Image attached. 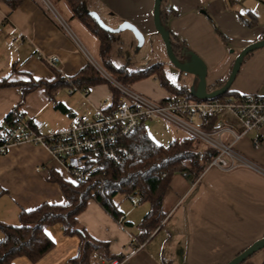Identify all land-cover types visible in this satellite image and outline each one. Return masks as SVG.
Returning a JSON list of instances; mask_svg holds the SVG:
<instances>
[{
  "label": "crops",
  "instance_id": "0c3cea01",
  "mask_svg": "<svg viewBox=\"0 0 264 264\" xmlns=\"http://www.w3.org/2000/svg\"><path fill=\"white\" fill-rule=\"evenodd\" d=\"M99 1L105 10H109V17L116 21L112 24L114 27L126 20L147 36L158 33L154 24L155 0ZM163 10L168 13L167 27L182 46L185 61L196 54L205 64L209 92L220 89L215 86L218 81L228 80L234 60L242 49L264 39V0H167ZM75 38L70 27L68 31L53 17L44 0H25L16 9L0 0V78L51 80L57 71L64 80H71L89 63L81 43ZM46 58H58L57 65H50ZM13 68L17 71L11 74ZM171 75L177 78L179 74L172 72ZM155 83V91L142 82L136 87L156 99L170 94ZM73 86L79 87L76 84L64 86L51 94L45 86L38 87L25 97L21 105V86L1 87L0 124L6 122L8 115L17 108L30 118L39 133L68 127L77 112L71 110L68 102L60 96L64 91L61 89L65 88L72 94L69 90ZM95 87L90 88L88 95L95 100L90 102L91 113L105 99L113 98L110 85L108 96L102 91L104 86L98 84ZM230 92L227 95L233 97L250 93L264 96V46L244 60ZM58 103L66 110L57 107ZM59 109L69 117L62 116ZM257 137L260 138L259 145L254 144ZM230 140L231 136L226 137V141ZM234 148L264 171V126L242 137ZM52 172L65 180L70 179L63 166L43 146L19 144L11 147L7 154L0 155V221L18 224L22 209L30 210L43 202L65 203L60 184L50 178ZM180 209V216L184 219V241L178 242L180 236L175 225L179 237L169 249L168 254L175 261L172 263L227 264L264 238V173L245 166L229 170L211 168L194 183L187 179L180 196L168 211L165 224L145 241H140L137 234L149 206L148 210L144 209V214L142 211L136 213L132 208L121 209L124 214L117 220L92 198L78 216V221L91 237L108 242L109 252L114 256H120L132 236L138 243H144V247L130 258V264H168L162 256L165 251L163 239L156 237ZM46 233L55 243L46 255L36 262L27 257H16L12 264H71V258L78 254L80 237L65 234L60 223L46 227ZM3 237L0 229V241ZM102 252V249L97 252L94 264L106 261ZM263 262L264 248L240 264Z\"/></svg>",
  "mask_w": 264,
  "mask_h": 264
},
{
  "label": "trees",
  "instance_id": "16d2710c",
  "mask_svg": "<svg viewBox=\"0 0 264 264\" xmlns=\"http://www.w3.org/2000/svg\"><path fill=\"white\" fill-rule=\"evenodd\" d=\"M2 1L12 9H16L25 0ZM63 1L69 7L72 16L78 18L91 33L98 37L100 54L105 56L110 50L113 33L101 28L87 14L85 10L87 0ZM166 2L167 0H163L160 7V22L170 34L173 50L179 58L182 55V46L167 27L168 13L163 10V5ZM248 25L252 24L248 23ZM107 64L111 68V74L127 85L140 81L149 75H154L171 94L184 95L185 92H189L186 87L176 86L169 80L163 63H156L138 70L113 67L109 62ZM16 71L17 69L13 68L11 74ZM55 73V77L51 80L34 79L33 77L28 80H12L10 76L3 77L0 78V88L21 86V105L25 97L38 87L45 86L51 94L60 87L73 84L90 88L103 82L107 83L106 79L90 63H87L69 81L64 80L57 71ZM226 82L227 80L218 81L215 86L221 88ZM110 87L114 93V99H117L119 93L112 85ZM230 93L229 88L221 95L225 96ZM189 97L196 98L195 94L192 93L189 94ZM56 106L66 110L60 103ZM17 112L16 108L8 115L6 121H10ZM217 120L218 117H214L211 122L203 123L202 127L213 129ZM128 140L134 151L133 156L120 165L110 161H102L104 170L88 181L65 180L52 172L50 178L60 184L66 198L65 203L43 202L30 210L22 209L18 215V224H5L0 221V229L4 234L0 241V264H12V261L20 256L27 257L32 262L41 259L55 245L53 239L46 233V227L57 223L63 225L65 234L80 237L78 254L71 258V264H94L100 249L103 250L101 255L106 260L117 257L110 254L108 242L94 239L80 225L78 216L86 209L88 201L95 198L112 217L119 220L124 213L115 200L116 196L124 195L127 198L132 194L141 196L143 202L149 203V210L139 223L140 231L137 236L140 241H145L149 239L153 231L165 224L164 220L168 212L164 210L163 201L164 196L172 186L174 176L177 173L184 174L194 183L203 173L206 163L216 152H212L210 147L194 136L177 138L166 145L158 144L146 135L142 126ZM200 149L206 151L207 158L204 161L198 159L197 153Z\"/></svg>",
  "mask_w": 264,
  "mask_h": 264
},
{
  "label": "built area",
  "instance_id": "2783aa9c",
  "mask_svg": "<svg viewBox=\"0 0 264 264\" xmlns=\"http://www.w3.org/2000/svg\"><path fill=\"white\" fill-rule=\"evenodd\" d=\"M46 5L69 31L65 20L48 0ZM71 33V32H70ZM84 51V49H83ZM88 62L112 85L119 97L105 99L93 113H75L68 127L42 134L37 132L28 116L18 111L10 121L0 124V155L19 144H34L45 147L51 157L59 162L74 182H85L96 177L104 170L102 161L120 165L133 156L129 138L147 119H164L179 126L198 138L215 152L206 163L203 172L218 168L229 170L245 166L258 172L264 171L235 150L234 145L253 130L264 126V96L257 93L240 96L218 95L205 99L186 95L169 94L161 99H153L134 90L116 79L99 62L84 51ZM47 63L56 66L58 58H46ZM154 80L163 87L158 77ZM164 88V87H163ZM80 92L83 96L90 93L89 87L73 86L69 92ZM218 117L215 128L204 129L203 123ZM231 140L226 141V137ZM260 138L254 144L259 145ZM198 159L207 158L206 151H198ZM129 201L133 207L143 202L139 195L132 194ZM144 247L132 236L123 246L120 256L106 260L103 264H130V258Z\"/></svg>",
  "mask_w": 264,
  "mask_h": 264
},
{
  "label": "rangeland",
  "instance_id": "374dc122",
  "mask_svg": "<svg viewBox=\"0 0 264 264\" xmlns=\"http://www.w3.org/2000/svg\"><path fill=\"white\" fill-rule=\"evenodd\" d=\"M48 1L52 4L55 10L65 20L66 24L73 31L76 37L75 39H77V42L81 43V48L84 49V51L87 50V53L91 54L99 62V64L103 68H105V70H107L110 74L112 72L107 62H109L110 65L113 67H126L130 70L144 69L156 63H163L165 72L167 73L169 80L176 86H184L188 89L189 92H185L184 95L189 96L190 93H196L199 84L197 76L185 73L179 70L176 66L171 63L168 57L166 45L159 33L155 32L153 35L148 36L144 34L145 42L142 47L137 49V37L131 30L126 29L115 32L112 34L111 47L109 52L105 56H101L99 50V39L94 34H92L78 18H74L72 16V13L67 4L63 0ZM86 2V6L89 10L95 11L106 25L114 27L112 24H114L116 21L109 17V15L107 14V12L109 13V10H105L99 0H87ZM51 13L53 14V17L58 20V18L54 15L52 11ZM58 22L61 24L59 20ZM185 59L186 57H184V55H180L179 60L185 61ZM172 72H177L179 74L178 77L175 78L173 75H171ZM120 82L124 83L121 80ZM138 82L146 84L145 86H148L150 90L155 91L156 83L154 81V75H149L148 77L137 81L131 84L130 86L134 90L145 94L153 99H156L155 97H152V95L146 92L144 93L142 91H139L136 87V84ZM100 85L104 86V89L102 91L105 92L104 95L108 96V83L103 82ZM67 89H61L64 91H62L60 99L68 102L67 104L71 106V110H74L77 113H91L92 109L90 107V102L92 103L95 100L91 96H87L88 98H85L78 91L74 92L73 94H69ZM59 112L66 119L69 117L68 114H63L60 109ZM66 125L69 124L67 123ZM142 128L146 135L158 144L166 145L174 139L182 138L184 136H190V133L187 130L176 126L164 119H147L143 122ZM175 177V184H173L172 188L168 190L163 201V207L166 212L170 211L171 207L177 201L182 189H184V183L187 182L188 179L184 174L181 173H177ZM115 200L119 204V207L121 209L126 210L127 208H132L136 210V213H141L142 211L144 214V209L148 210L149 206L148 202H142L139 205L133 207L129 201V198L125 197L124 195L116 196ZM180 211L181 209L178 210L171 217L170 221H168V223L162 228L161 232L156 237V239L159 237L163 239L162 245L165 247V251L163 252L162 256L166 258L168 264H173L172 262L174 261L168 254L171 246L175 243L176 240H178L179 236L180 241L178 242L181 243L184 241V234L182 230L184 228V219L180 216ZM171 214L172 213H170V215ZM175 225H177L176 229L179 231L178 237L174 228ZM168 259H172V261L170 262L168 261Z\"/></svg>",
  "mask_w": 264,
  "mask_h": 264
},
{
  "label": "water",
  "instance_id": "95a60500",
  "mask_svg": "<svg viewBox=\"0 0 264 264\" xmlns=\"http://www.w3.org/2000/svg\"><path fill=\"white\" fill-rule=\"evenodd\" d=\"M163 0H155V5H154V24L156 31L161 35L166 48H167V53L168 57L171 61V63L176 66L179 70L188 73V74H193L198 76L199 78V84H198V89L195 93L196 98L198 99H205L209 97H214L223 94L226 92L232 82L234 81L236 75L240 71V68L244 62L245 57L250 53L256 50L257 48H260L264 46V39L258 40L256 42H253L246 46L244 49H242L239 54L236 56L234 60V64L230 73V76L226 82V84L213 92L208 91L207 87V82H206V77H207V69L203 61L196 55L192 54L191 55V60L189 61H181L177 57L176 53L173 50L172 46V41H171V36L166 30V28L161 24L160 22V7L162 4ZM85 10L87 14H89L95 21L98 23V25L103 28L104 30H107L111 33H115L118 31L122 30H131L134 35L137 37L138 40V45L137 49L142 47V45L145 42V36L144 33L132 22L124 20L121 24H119L116 27H110L104 23V21L100 18V16L92 10H89L87 6L85 5ZM264 248V238L256 241L254 244H252L250 247L246 248L244 251H242L240 254L235 256L230 262L227 264H240L243 262L246 258H248L251 254L254 252Z\"/></svg>",
  "mask_w": 264,
  "mask_h": 264
}]
</instances>
